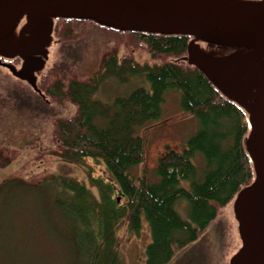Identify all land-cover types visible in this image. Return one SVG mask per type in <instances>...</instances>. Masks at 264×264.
Returning a JSON list of instances; mask_svg holds the SVG:
<instances>
[{
  "label": "trees",
  "instance_id": "trees-1",
  "mask_svg": "<svg viewBox=\"0 0 264 264\" xmlns=\"http://www.w3.org/2000/svg\"><path fill=\"white\" fill-rule=\"evenodd\" d=\"M54 35L64 44L79 43L64 63L48 68L38 80L50 100L74 106L71 114L52 118L50 152L80 165L86 179L51 172L48 177L69 194L57 205L75 218L69 239L78 264H124L118 229L139 232L144 217L152 235L146 263L166 264L175 243L183 246L197 239L219 209L252 181L244 146L246 114L183 58L191 35L121 30L81 18L57 19ZM138 52H143L142 60ZM139 73L146 75L150 88L136 87L112 103L94 98L107 77L127 81ZM171 89L181 92L184 112L199 118L200 129L181 150L165 149L154 180L146 171L133 175L130 169L146 160V130L159 124L147 122L160 118ZM13 148L0 132V169L17 155ZM198 155L202 170L195 161ZM87 160L104 162L114 177L95 174ZM179 199L188 200L189 219L176 209Z\"/></svg>",
  "mask_w": 264,
  "mask_h": 264
},
{
  "label": "rangeland",
  "instance_id": "rangeland-1",
  "mask_svg": "<svg viewBox=\"0 0 264 264\" xmlns=\"http://www.w3.org/2000/svg\"><path fill=\"white\" fill-rule=\"evenodd\" d=\"M78 47L76 42L52 45L48 66L61 65L59 63H64ZM202 47L208 49L206 44ZM138 54L142 60L143 52ZM20 63L18 59L14 62L18 67ZM140 86H151L144 73L131 75L127 81L110 76L103 80L93 96L112 103L116 97L128 95ZM180 98V91L168 90L160 118L147 122L148 125L159 124L146 130L149 139L146 160L130 169L133 175L146 171L154 180L157 161L165 149L181 150L188 138L200 129L199 118L184 112ZM73 110L74 106L70 104L62 105L42 96L0 63V132L5 143L17 151L9 167L0 169V264L79 262L69 239L75 218L57 205L59 198L69 194L58 181L48 177L51 172L56 176L78 175L86 179V172L80 165L60 161L50 152L54 147L52 118L69 115ZM87 161H92L89 163L95 174L103 175L107 180L114 177L104 162ZM195 161L202 170L201 155ZM183 184L188 185V182ZM175 207L189 219L188 200H177ZM118 235L124 264H147L146 248L152 235L145 217L139 232L122 226ZM240 244L232 199L219 209L217 217L197 239L183 246L175 243L174 254L166 264H229Z\"/></svg>",
  "mask_w": 264,
  "mask_h": 264
},
{
  "label": "water",
  "instance_id": "water-1",
  "mask_svg": "<svg viewBox=\"0 0 264 264\" xmlns=\"http://www.w3.org/2000/svg\"><path fill=\"white\" fill-rule=\"evenodd\" d=\"M57 18L192 35L183 58L244 110L249 125L254 179L233 197L241 244L229 264H264V0H0V63L42 96L39 76L60 43ZM1 57H20V66Z\"/></svg>",
  "mask_w": 264,
  "mask_h": 264
},
{
  "label": "flooded vegetation",
  "instance_id": "flooded-vegetation-1",
  "mask_svg": "<svg viewBox=\"0 0 264 264\" xmlns=\"http://www.w3.org/2000/svg\"><path fill=\"white\" fill-rule=\"evenodd\" d=\"M1 59H2V60H6L5 57H4V58L2 57ZM17 59H18V61L20 60V58H16V59L13 60V61L15 62V61H17Z\"/></svg>",
  "mask_w": 264,
  "mask_h": 264
}]
</instances>
